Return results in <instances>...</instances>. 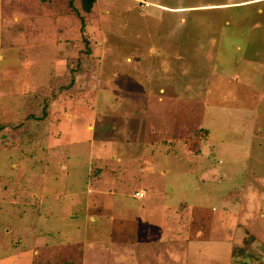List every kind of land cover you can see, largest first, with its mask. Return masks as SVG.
Masks as SVG:
<instances>
[{"label": "rangeland", "instance_id": "rangeland-1", "mask_svg": "<svg viewBox=\"0 0 264 264\" xmlns=\"http://www.w3.org/2000/svg\"><path fill=\"white\" fill-rule=\"evenodd\" d=\"M68 1L0 0V264H264V0ZM95 60L105 113L148 81L197 96L218 73L257 109L208 104L195 161L141 162L136 141L99 142L79 112L64 121L77 101L92 108Z\"/></svg>", "mask_w": 264, "mask_h": 264}, {"label": "crops", "instance_id": "crops-1", "mask_svg": "<svg viewBox=\"0 0 264 264\" xmlns=\"http://www.w3.org/2000/svg\"><path fill=\"white\" fill-rule=\"evenodd\" d=\"M139 7L142 5V0H137ZM240 2L238 4H243ZM146 5V3L144 4ZM187 9L190 7H186ZM159 10H167L171 13H180L182 7H158ZM93 12H91L92 15ZM178 15V14H177ZM94 29L91 30V34L94 39V30L99 33L102 31L100 19L98 15H94ZM179 17V16H178ZM177 23H184V19H176ZM97 23V24H96ZM73 25V22H72ZM69 27V26H67ZM70 29V27H69ZM74 35L79 36L81 27L76 25L74 27ZM95 40V39H94ZM214 42V39H209ZM94 54H91V56ZM96 56H101L97 54ZM95 57V55L93 56ZM100 61V60H98ZM95 60L94 63V76L92 77L90 89L94 91L88 93L92 97H89L92 108L88 107V104L84 107L80 101L75 102V107H68L66 114H64V121H69L70 116L78 118V112L80 118L85 120V130L90 134L94 132L99 142H111L115 139H120V135L123 136L126 144L129 145L132 141H136L138 145L143 146V150L137 151L138 155L136 160L144 162L146 156L152 161L164 155L165 157L169 153H187L194 161L198 158L200 147L205 145L207 137V130L203 127V114L206 111V105H213L217 109L219 108H233L234 110L241 111H255L257 109L254 102V92L246 87V84L239 81L237 77L227 74H211L207 80V84L203 85V93H199L197 96L190 95H165V90L162 86H159L156 91H150L151 87L148 85L150 82H146V90L143 92H137L135 95H127L123 99L122 109L118 113H105L102 107L107 101L104 96L100 83L99 73L97 71L103 66L101 63ZM124 61L128 64L139 63L140 55L137 53L126 54ZM136 66L132 65V68ZM139 71V67L137 66ZM81 85V84H80ZM98 90V91H96ZM94 92V93H93ZM132 97V98H130ZM110 99H108L109 101ZM115 100V101H114ZM80 103V105H78ZM118 105V100L113 98V102H110V107L115 109ZM85 104V103H84ZM71 110V111H70ZM60 130H56L59 132ZM144 136V140L141 139V134ZM154 146H153V145ZM146 146H150L145 148ZM156 151L158 155L154 154ZM103 153V152H102ZM163 153V154H162ZM154 154V155H153ZM91 168V167H90ZM95 170H99L95 168ZM163 173V171H162ZM99 179V171L90 172L89 180ZM202 180V179H201ZM135 194L139 195L136 196ZM134 199H141V191L134 192L132 194ZM17 236V234H16ZM33 238L32 243L35 241L39 243V239ZM18 241V240H17ZM34 241V242H33ZM16 248L14 251H18L13 256H24L28 254L23 246H19L18 242H15ZM45 245V244H44ZM31 246V245H30ZM19 247V248H18ZM38 246H31L29 249H35ZM35 253L34 250L30 252V255ZM6 260V258H4ZM3 261V259H2Z\"/></svg>", "mask_w": 264, "mask_h": 264}, {"label": "trees", "instance_id": "trees-1", "mask_svg": "<svg viewBox=\"0 0 264 264\" xmlns=\"http://www.w3.org/2000/svg\"><path fill=\"white\" fill-rule=\"evenodd\" d=\"M72 0L68 1V4H70ZM95 0H78L79 6L82 12L89 13L91 10V7L93 6Z\"/></svg>", "mask_w": 264, "mask_h": 264}, {"label": "built area", "instance_id": "built-area-1", "mask_svg": "<svg viewBox=\"0 0 264 264\" xmlns=\"http://www.w3.org/2000/svg\"><path fill=\"white\" fill-rule=\"evenodd\" d=\"M136 196H139V195H137V194H135Z\"/></svg>", "mask_w": 264, "mask_h": 264}]
</instances>
